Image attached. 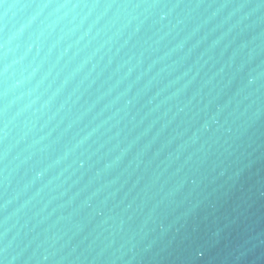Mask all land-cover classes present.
Listing matches in <instances>:
<instances>
[{"label":"water","instance_id":"95a60500","mask_svg":"<svg viewBox=\"0 0 264 264\" xmlns=\"http://www.w3.org/2000/svg\"><path fill=\"white\" fill-rule=\"evenodd\" d=\"M262 2L0 3L14 264H264Z\"/></svg>","mask_w":264,"mask_h":264},{"label":"clouds","instance_id":"9594fccd","mask_svg":"<svg viewBox=\"0 0 264 264\" xmlns=\"http://www.w3.org/2000/svg\"><path fill=\"white\" fill-rule=\"evenodd\" d=\"M84 6H87V5H84ZM25 7L61 9V8H69V7H71V8L81 7V5L40 3V4H35V5H28ZM147 7L159 8L161 10L160 11V20H163L164 17L167 15V13L164 11V9L170 8V6L167 4H152V5H147ZM238 7H241V8L248 7V8L253 9L254 11L264 10V2H262L260 4H256V5L241 4V5H238ZM121 247L123 250H120V249L115 250L113 255H110L109 257H107V260L113 259V258H116V257H119L120 255H122L123 252L125 251L126 247H124V246H121ZM128 250H130V249H128ZM93 259H101V257L98 255L96 257H93ZM16 260H17V256H13L10 254L9 248L7 245H5L2 249H0V264H14V262Z\"/></svg>","mask_w":264,"mask_h":264},{"label":"snow or ice","instance_id":"6c2138e0","mask_svg":"<svg viewBox=\"0 0 264 264\" xmlns=\"http://www.w3.org/2000/svg\"><path fill=\"white\" fill-rule=\"evenodd\" d=\"M3 2V0H0V3H2Z\"/></svg>","mask_w":264,"mask_h":264}]
</instances>
